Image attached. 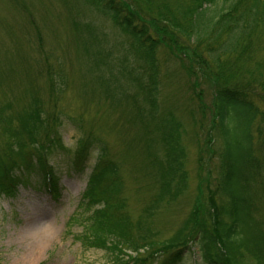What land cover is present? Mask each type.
<instances>
[{"label": "trees", "instance_id": "16d2710c", "mask_svg": "<svg viewBox=\"0 0 264 264\" xmlns=\"http://www.w3.org/2000/svg\"><path fill=\"white\" fill-rule=\"evenodd\" d=\"M88 1L130 37L133 57L139 62L136 67L135 63L130 65L138 72L136 77L130 76V81L141 80L137 86L143 105L135 95L130 102L119 86L112 91L108 86L113 98L126 110L128 123L136 130L135 136L140 134L137 140H143L138 145V154L147 160L153 179L157 180L160 199L181 196L189 179L182 120L172 113L158 121L152 120L161 103L158 99L160 46L165 45L180 61L188 56L186 48H199L202 51L199 64H210L224 76L225 82L217 84L213 121L221 148L218 188L210 187L207 201L195 205L206 215L200 219L197 212L191 213L188 223L163 241L154 239L150 229L139 236L132 234L123 212L127 206L121 192V169L111 157L108 143L83 135L74 149H70L59 128L72 118L63 119L51 112L37 97L21 112H9L10 104L0 105V126L3 134L9 136L6 150L0 152V195L16 197L20 185L35 175L44 176V184L58 197L54 160L58 156L66 157L68 166L82 173L94 157L80 203L88 210L81 240L86 246L108 250L114 264H146L159 254L167 256L166 264H177L186 256V250H191L192 242H196L205 264H247L248 258L255 264H264V222L255 201L258 185L264 184V139L258 145L255 141L264 91L235 81H243L240 78L227 80L225 73L230 68L232 76L239 72L256 74V87L263 89L264 57L255 59L253 53L255 49L264 53V0H223V5L218 0H190L187 5H172L170 0H164L163 5L157 0ZM128 65H122L120 76H124ZM251 68H257L258 72L253 73ZM50 72L52 75L51 69ZM52 77L53 86L64 88L66 76L61 69ZM213 141L216 142V137L208 135L207 145ZM199 163L204 174L202 157ZM201 180L209 182L207 177ZM216 195H221L220 201ZM143 251L148 254L142 255Z\"/></svg>", "mask_w": 264, "mask_h": 264}, {"label": "rangeland", "instance_id": "374dc122", "mask_svg": "<svg viewBox=\"0 0 264 264\" xmlns=\"http://www.w3.org/2000/svg\"><path fill=\"white\" fill-rule=\"evenodd\" d=\"M157 1L165 4L164 0ZM170 1L172 5H187L190 0ZM218 1L219 5L224 4L223 0ZM185 52L188 56L180 61L165 45L160 46L161 103L152 118L158 121L172 113L183 123L189 179L185 192L176 199L159 198L157 180L153 179L147 160L138 154L143 140H137L140 134L135 136L126 110L109 91L108 84L111 91L119 86L130 102L135 95L143 105L137 86L141 80L130 81V76L138 73L130 65H139L133 57L130 37L88 0H0V105L10 104L9 112H21L37 97L51 112L63 119L72 118L73 123L65 120L66 124L59 128L66 146L72 150L83 135L105 140L121 169V192L127 206L123 212L130 222V231L139 236L150 229L154 239L163 241L188 223L191 213L197 212L200 219L205 217L206 213L195 205L207 201L210 187L218 188L221 148L213 121L217 84L225 82L224 76L210 64H199V48L188 47ZM253 54L255 59L264 57L257 49ZM123 64L129 65L124 76H120L118 71ZM50 69L52 75L62 70L66 76L64 88L52 85ZM251 69L258 72L257 68ZM231 71L229 68L225 72L227 80L240 78L243 81H235L264 91V87H256V74L239 72L232 76ZM142 79L147 80L145 75ZM261 107L262 115L255 125L256 145L264 139V102ZM210 134L216 142L208 146ZM7 138L0 126V152L6 150ZM153 142L159 144L155 139ZM201 157L204 174L200 171ZM65 158L58 156L53 165L59 179L58 198L37 186L39 178L35 175L21 186L18 198L0 197V264H114L108 250L86 246L81 240L88 210L80 202L95 158L90 159L82 174L70 170ZM201 177H207L209 182ZM216 198L220 201L221 195ZM255 201L264 222V184L258 185ZM42 240L43 249L32 261L31 253ZM193 246L192 250H197ZM192 250L179 264H205L198 251ZM165 259L166 255L159 256L146 264H162ZM247 264L255 262L248 258Z\"/></svg>", "mask_w": 264, "mask_h": 264}, {"label": "bare ground", "instance_id": "6f19581e", "mask_svg": "<svg viewBox=\"0 0 264 264\" xmlns=\"http://www.w3.org/2000/svg\"><path fill=\"white\" fill-rule=\"evenodd\" d=\"M43 234L45 235L46 233L43 232V233H42V236H44ZM45 240H46V239H45ZM40 242H42V244H39V243H38L37 246L35 245L36 247L33 246V247L36 248V249H34V253H31V254H32V255H31L32 257L30 256V258H29V259H32V261L36 259V256H37V255L39 254V252H41L42 249H43L44 240H42V241H40ZM30 252H31V250H29V253H30ZM38 256H39V255H38ZM32 261H31V262H32Z\"/></svg>", "mask_w": 264, "mask_h": 264}]
</instances>
